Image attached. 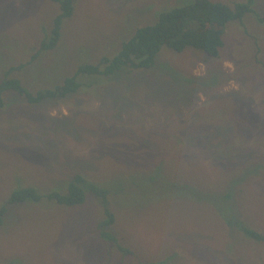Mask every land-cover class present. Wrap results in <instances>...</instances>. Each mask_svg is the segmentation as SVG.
<instances>
[{
	"label": "rangeland",
	"instance_id": "rangeland-1",
	"mask_svg": "<svg viewBox=\"0 0 264 264\" xmlns=\"http://www.w3.org/2000/svg\"><path fill=\"white\" fill-rule=\"evenodd\" d=\"M192 1L73 0L56 46L32 60L60 8L0 0V81L53 88ZM254 9L264 16V0ZM223 42L216 57L163 46L150 69L79 74L78 91L38 104L4 91L0 264H264V239L236 225L264 235V19L227 24ZM75 174L109 189L110 230L133 252L126 258L100 241L89 192L73 206L45 196ZM25 187L41 198L7 203Z\"/></svg>",
	"mask_w": 264,
	"mask_h": 264
},
{
	"label": "trees",
	"instance_id": "trees-1",
	"mask_svg": "<svg viewBox=\"0 0 264 264\" xmlns=\"http://www.w3.org/2000/svg\"><path fill=\"white\" fill-rule=\"evenodd\" d=\"M52 1L57 3L60 13L55 17L49 33H46V36L42 39L38 52L32 56V60L37 57L39 52L53 49L56 46L60 38L62 20L70 17L73 12V0ZM254 2L255 0H241L228 4L217 0H193L188 4L174 7L160 13L155 23L140 26L131 38L121 44L115 55L112 57L102 56L98 63L81 65L72 76H68L63 83L53 88L32 92L27 90L19 79L5 77L0 81V107L4 105L2 95L7 90L23 95L28 103L38 104L46 99L64 97L78 91L81 87L80 82L77 80L79 74L103 75L106 77L122 69L128 71L150 69L155 65L156 55L163 46H167L176 52L191 47L203 51L210 57H216L223 46V34L227 24L233 21L242 22L247 14L255 15L258 20L264 19V16L261 17L255 12ZM10 71L12 72L13 69L8 70L5 76ZM153 178V176L150 177V179ZM86 193L93 196L102 213V217L99 218L96 226L100 241L112 245L120 255L124 256L122 258L132 254L131 249L120 244L117 236L110 230L116 218L110 209V191L104 184L93 182L82 174H75L70 178L65 192H50L45 196L60 205L73 206L84 203ZM40 198L41 195L36 189L25 187L12 192L7 203L37 201ZM5 209V206H2L0 214ZM236 225L243 234L256 240L264 239L263 234L246 225L242 223H236ZM165 262L164 260L145 261L142 264H166Z\"/></svg>",
	"mask_w": 264,
	"mask_h": 264
},
{
	"label": "crops",
	"instance_id": "crops-1",
	"mask_svg": "<svg viewBox=\"0 0 264 264\" xmlns=\"http://www.w3.org/2000/svg\"><path fill=\"white\" fill-rule=\"evenodd\" d=\"M222 49V47L220 48V50Z\"/></svg>",
	"mask_w": 264,
	"mask_h": 264
}]
</instances>
